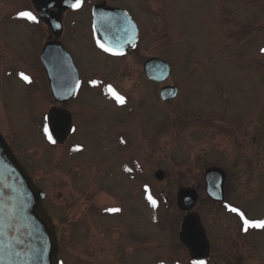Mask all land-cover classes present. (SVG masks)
I'll list each match as a JSON object with an SVG mask.
<instances>
[{
    "label": "rangeland",
    "instance_id": "374dc122",
    "mask_svg": "<svg viewBox=\"0 0 264 264\" xmlns=\"http://www.w3.org/2000/svg\"><path fill=\"white\" fill-rule=\"evenodd\" d=\"M101 1L137 24L131 53L99 48L91 8ZM62 22L79 82L63 104L73 129L55 144L44 129L56 103L38 57L47 30L31 0H0V133L44 192L60 244L71 243L66 264H193L179 241L192 213L212 255L205 264H264V228L244 231L224 205L264 219V0H81ZM149 57L168 63L163 83L145 79ZM162 85L175 86L176 96L161 100ZM245 114L247 138L234 142L230 117ZM209 167L224 171L223 202L205 194ZM181 189L197 194L189 209Z\"/></svg>",
    "mask_w": 264,
    "mask_h": 264
},
{
    "label": "water",
    "instance_id": "95a60500",
    "mask_svg": "<svg viewBox=\"0 0 264 264\" xmlns=\"http://www.w3.org/2000/svg\"><path fill=\"white\" fill-rule=\"evenodd\" d=\"M75 0H31L40 19L51 16L49 26L55 34L60 32V17ZM50 8L56 12L49 13ZM91 27L99 42L113 49L111 53L124 54L133 49L138 39V28L130 15L121 8L109 6L105 1L91 8ZM54 54V55H53ZM52 96L59 102L67 101L77 86V71L59 42L46 44L41 53ZM144 76L163 83L169 77L167 62L149 57L142 64ZM177 88L163 85L159 98L173 99ZM51 141L62 144L72 130L71 115L53 107L47 118ZM163 171L154 173L163 178ZM225 174L221 168L209 167L204 171L205 194L213 201H223ZM43 191L34 185L24 167L15 158L11 148L0 135V264H57L58 245L50 216L42 206ZM181 206L189 209L197 194L191 189L177 193ZM180 242L198 259L205 254L204 233L198 230V219L192 213L185 219L179 233Z\"/></svg>",
    "mask_w": 264,
    "mask_h": 264
},
{
    "label": "flooded vegetation",
    "instance_id": "af4514ba",
    "mask_svg": "<svg viewBox=\"0 0 264 264\" xmlns=\"http://www.w3.org/2000/svg\"><path fill=\"white\" fill-rule=\"evenodd\" d=\"M94 4H96V3H94ZM93 4V5H94ZM108 5V4H107ZM110 6V5H109ZM67 10V9H66ZM66 10H64L63 12H65ZM48 12L49 13H51V15H52V13H54V12H56V9L55 8H50L49 10H48ZM63 12H62V14H63ZM62 14H61V17H60V23H61V29H60V32L59 33H57V34H55V33H53L52 31H51V28H50V26H49V23H50V19H51V16L49 15L48 17H46V19H40L39 17V19L41 20V22L43 23V25H44V27H45V29L47 30V37L45 38V40L43 41V43H42V46H41V48H40V50H39V55H38V57H39V62H40V64H41V66L43 67V70H44V72H45V75H46V71H45V68H44V65H43V62H42V60H41V53H42V50H43V47L46 45V44H51V43H53V44H55V43H57V42H59L60 44H61V46H62V43H61V41H60V38L62 37V35H63V33H64V30H63V22H62ZM94 36H95V34H94ZM138 38H139V36H138ZM95 39L97 40V43L99 42L98 41V39H97V37L95 36ZM137 43H138V39H137V42H136V46H137ZM99 46V45H98ZM136 46H135V48H136ZM63 47V46H62ZM64 48V47H63ZM103 52H105L106 54H108V55H110V56H113V57H121V56H125V55H127V54H129V53H131L132 51H134L135 50V48L134 49H132V50H129L127 53H125V54H123V55H115V54H112V53H110V52H108V51H105L103 48H101V47H99ZM65 50V49H64ZM66 51V50H65ZM66 53L68 54V56L70 57V55H69V53L66 51ZM54 55V54H53ZM70 59H71V57H70ZM71 61H72V59H71ZM144 62V61H143ZM143 62H142V64H143ZM72 63H73V61H72ZM73 65H74V63H73ZM74 67H75V65H74ZM142 67V66H141ZM76 69V68H75ZM78 74V73H77ZM46 78H47V75H46ZM146 79V78H145ZM147 81H150V82H153V83H156V82H154V81H151V80H148V79H146ZM47 81H48V78H47ZM78 82H79V79H77V86H78ZM48 86H49V84H48ZM77 86H76V89H77ZM75 89V90H76ZM50 90V89H49ZM75 90H74V92H75ZM74 92L72 93V95L70 96V98L67 100V101H65V102H59L57 99H55L53 96V101L56 103V105L55 106H51V108H53V107H56V108H59V109H61V110H63V111H67L68 112V110L66 109V108H64L63 107V104H65L66 102H68L69 100H71V98H72V96H73V94H74ZM51 93V92H50ZM52 95V94H51ZM116 97V96H115ZM117 101V100H116ZM50 108V109H51ZM49 109V110H50ZM49 110H48V112H49ZM48 112H47V114H46V118H47V115H48ZM260 117H261V121H260V123H259V125L260 126H263L264 125V114H263V112L261 113V115H260ZM251 117H250V115H248V114H245V116H242V117H230V123H231V129H232V133H231V139L232 140H234V142H241V141H243V140H241L240 139V137L242 136V138L243 139H245V136H243V134L244 135H246V138H247V131H249V129H250V124H251V122H252V119H250ZM46 124H47V127H48V122H47V120H46ZM71 124H72V120H71ZM72 129H73V125H72ZM72 131V130H71ZM71 133V132H70ZM69 133V134H70ZM0 135H1V133H0ZM2 136V135H1ZM3 137V136H2ZM68 138V137H67ZM5 140V139H4ZM224 181H225V178H224ZM205 182V181H204ZM204 185H205V183H204ZM223 193H224V182H223ZM221 202H223V201H221ZM224 205H228V204H224ZM230 206H232V207H235V206H233V205H230ZM96 207V206H95ZM226 207V206H225ZM236 208V207H235ZM238 209V208H237ZM226 210H228L230 213H233V214H235V215H237V216H239L237 213H235V212H232V211H230L229 210V208H227L226 207ZM103 212H105V209L104 210H99V211H95V208H94V213H98V214H101V213H103ZM239 218H240V216H239ZM51 220H52V223H53V226H54V231H55V235H56V240H57V245H58V251H57V256H56V258H57V264H66V260H67V251L65 250L66 249V246L68 245H62V244H60V239H59V229H60V227L58 226V223H55L54 222V220H53V218H51ZM240 220H241V218H240ZM73 221H75L76 222V220H75V218L73 219ZM242 221V220H241ZM198 230L199 231H202L203 232V230H202V228H201V226H199L198 225ZM204 237H205V234H204ZM205 240H206V238H205ZM181 243V242H180ZM182 244V243H181ZM71 245V243L68 245V246H70ZM67 246V247H68ZM185 249H186V251H187V256H186V258L189 260V261H191V262H193L194 260H203L204 262L207 260V259H210L211 258V254H210V251H209V245H208V242H207V240H206V249H205V254H204V256L201 258V259H198L197 257H195V256H193V255H191L190 253H189V251H188V249L185 247V246H183ZM68 250H70V249H68ZM73 251V250H72ZM68 253L70 254V259L72 260V258L71 257H73L72 255L74 254V252H71V250L70 251H68ZM78 261V263H80V261L79 260H77Z\"/></svg>",
    "mask_w": 264,
    "mask_h": 264
},
{
    "label": "snow or ice",
    "instance_id": "6c2138e0",
    "mask_svg": "<svg viewBox=\"0 0 264 264\" xmlns=\"http://www.w3.org/2000/svg\"><path fill=\"white\" fill-rule=\"evenodd\" d=\"M71 7L74 8V9L81 7V0H75V2L71 5ZM17 15L19 17L25 18V19H27L29 21H35L36 20V16L33 15L30 11H21V12L17 13ZM98 45H99V47L103 48L105 51H108V52H112L113 51L112 48L107 47V46H105L102 43L98 42ZM261 52H264V49H261ZM116 54H120V53H116ZM20 75H21L22 79H24L25 81H29V77L28 76L24 75L23 73H21ZM91 83L96 84L97 82L96 81H92ZM108 90L112 93V95L116 96L118 102L123 103V97H120L118 94H116L112 90L111 86H108ZM44 131H45L46 134H48L47 125H45ZM48 138L51 140V136L50 135H49ZM147 198H148V200L151 202V204L153 206L156 205V201L151 197V195H149ZM225 206L227 208H229L230 211L235 212V213H237L240 216L241 220L243 221V225H244L243 230L244 231H247L249 228H264V219H261V220H249V219H247L245 217L244 213L241 212L239 209H237L235 207H232L230 205H225ZM108 211L115 212V211H118V209L113 208V209H108ZM193 264H205V262L203 260H194Z\"/></svg>",
    "mask_w": 264,
    "mask_h": 264
}]
</instances>
